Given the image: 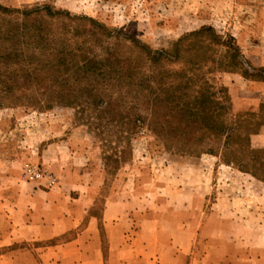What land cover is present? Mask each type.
<instances>
[{
  "label": "rangeland",
  "instance_id": "rangeland-1",
  "mask_svg": "<svg viewBox=\"0 0 264 264\" xmlns=\"http://www.w3.org/2000/svg\"><path fill=\"white\" fill-rule=\"evenodd\" d=\"M193 1L0 0V28L7 32H18L13 24L25 32L22 24L30 17L28 35H34L37 18L54 21L59 35L77 32L78 43L93 40L85 31H96L102 39L94 48L97 52L118 49L123 57L134 59L142 46L153 53H171L153 67L142 62L147 74H167L160 115L154 97L129 98L122 105L121 120L119 116L107 124L109 114L100 116L93 105L84 111L56 102L47 105L35 96L32 79L31 88L15 89L11 95L0 86V142L29 148L41 126L61 127L85 148L91 172L105 176L98 208L114 189L129 195L137 187L148 192L168 184L190 196L194 186L207 184L213 194L206 206H220L223 192L228 209L241 212V230L249 229L253 212L264 215V185L242 176L264 180V20H242L249 15L247 9L231 0L219 5ZM5 43L3 48H12ZM25 43L21 40L19 49L31 56ZM174 105L189 106L191 112L173 119ZM189 115L191 135L182 124ZM133 232L130 227L129 235Z\"/></svg>",
  "mask_w": 264,
  "mask_h": 264
},
{
  "label": "crops",
  "instance_id": "crops-1",
  "mask_svg": "<svg viewBox=\"0 0 264 264\" xmlns=\"http://www.w3.org/2000/svg\"><path fill=\"white\" fill-rule=\"evenodd\" d=\"M231 4L247 9L242 20H264V0ZM40 128L29 148L0 142V264H264L260 212L242 231L241 212L228 209L223 192L220 206H206L207 184L190 196L168 184L129 195L114 189L98 208L105 176L91 172L85 148L61 127ZM30 164L41 179L24 176Z\"/></svg>",
  "mask_w": 264,
  "mask_h": 264
},
{
  "label": "trees",
  "instance_id": "trees-1",
  "mask_svg": "<svg viewBox=\"0 0 264 264\" xmlns=\"http://www.w3.org/2000/svg\"><path fill=\"white\" fill-rule=\"evenodd\" d=\"M32 20L27 17L22 24L25 32L19 31L21 27L16 28L14 24L11 27L18 32L11 33L3 30L2 26L0 28V86L1 89L4 86V93L11 95L15 89L31 88L34 85L32 79H35V96H39L47 105L56 102L81 111L93 105L100 116L101 113L109 114L107 124L118 121L119 116L121 120V108L127 99H145L149 95L154 97L153 107L160 115L161 96L164 95L162 84L167 74L156 70L147 74L142 62L146 61L153 67L164 60L166 54L171 55L170 52L153 53L139 46L143 50L134 59L123 57L118 49H107L102 54V51L94 50L96 44L101 45L102 41L94 30L85 31L93 40L88 38L78 43L77 32L69 37L66 35L69 32L64 30L59 35L54 21L35 18L34 35H28L27 24ZM21 40L30 45L31 56L20 51ZM5 41L12 46L11 49L3 48ZM179 44L173 50L176 58L179 57ZM24 56L27 57L21 59ZM103 105L106 108L102 110ZM189 108L174 105L172 118L175 119L180 112H191ZM137 118L141 121V116ZM182 124L185 125L184 132L191 135V115Z\"/></svg>",
  "mask_w": 264,
  "mask_h": 264
},
{
  "label": "built area",
  "instance_id": "built-area-1",
  "mask_svg": "<svg viewBox=\"0 0 264 264\" xmlns=\"http://www.w3.org/2000/svg\"><path fill=\"white\" fill-rule=\"evenodd\" d=\"M44 172L33 165H27L24 170V176L29 180L35 181L43 177Z\"/></svg>",
  "mask_w": 264,
  "mask_h": 264
}]
</instances>
